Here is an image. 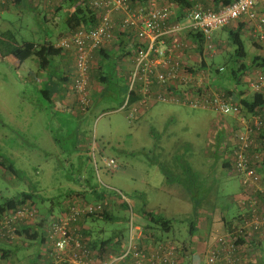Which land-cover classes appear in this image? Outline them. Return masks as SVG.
<instances>
[{
	"label": "rangeland",
	"instance_id": "obj_1",
	"mask_svg": "<svg viewBox=\"0 0 264 264\" xmlns=\"http://www.w3.org/2000/svg\"><path fill=\"white\" fill-rule=\"evenodd\" d=\"M175 1L164 0L171 8ZM60 17L62 14L47 15L41 5L31 9L8 2L0 9V33H11L18 43L54 40L63 27ZM217 35L228 41L227 55L213 53ZM210 37L213 51L205 52L208 68L202 70L215 85L212 87L223 91L216 82L222 85L224 77L231 80L235 47L227 31L215 30ZM241 39L247 46L243 35ZM220 46L221 52H225ZM59 57L62 55L54 56L44 72L39 71L35 58L22 63L11 56L0 60V159L7 160L22 177L19 182L0 167V197L33 189L35 209L45 218L59 215L56 206L62 204L68 192L79 193L80 204L95 205L104 198L108 201L106 212H111L112 219L87 218V228H91L94 239L121 233L125 240L130 216L134 226L151 225V220L142 216V210L160 212L170 220L171 229L162 237L177 248L191 241L189 227L196 219L200 231L209 228L211 233L220 234L219 226L209 221L202 225L203 216L199 220L195 214L197 210H210L213 219L231 220L241 212L236 203L240 177L221 165L224 159L228 160L224 150L216 157L222 148L216 134L233 128L231 117L219 119L213 110L159 101L129 120L121 109L127 92L126 79L123 80L128 68L126 63L120 65L111 59L103 64V74L111 73L109 68L114 72L121 70L118 87L124 88V96L108 84L84 114L56 112L53 98L45 100L40 90L47 86L50 75L51 85L56 86L50 94L59 89L60 76L68 78L66 86L72 83V63H56ZM219 68L223 70L219 72ZM238 82L231 84L232 90L248 89L245 76ZM109 159L116 164L113 171L103 164V160ZM80 197H86L87 202ZM7 248L13 255L4 263L31 264V257L40 253L43 245L15 249L12 244Z\"/></svg>",
	"mask_w": 264,
	"mask_h": 264
},
{
	"label": "built area",
	"instance_id": "obj_2",
	"mask_svg": "<svg viewBox=\"0 0 264 264\" xmlns=\"http://www.w3.org/2000/svg\"><path fill=\"white\" fill-rule=\"evenodd\" d=\"M38 1L44 7L58 2ZM84 1L86 7L98 14L97 23L80 26L54 44L55 48L74 55L71 90L81 113L87 112L92 103L88 83L89 73L96 65V52L110 45L114 35L123 33L129 43L124 59L128 68L127 92L121 109L129 120L143 113L148 105L160 101L213 110L219 119L230 116L236 122L226 132L232 139L228 153L231 171L240 177L242 211L222 235L205 241L202 261L203 264H249L256 255L250 253L247 245L264 243V178L259 171L264 150L256 140L262 119L257 115L246 119L240 113L236 98L214 89L208 75L204 76L202 69L208 66L202 61H186L183 56L195 44L193 36L201 38L204 54L212 52L211 33L231 23H244L246 32L264 40V0H230L217 10L195 3L182 11L180 17L173 12L171 4L158 0ZM7 3L0 0V9ZM245 78L251 93L264 95V70L249 72ZM103 164L109 171L116 169L112 159L103 160ZM78 201H67L61 214L44 223L40 264H178L180 249L166 240L146 243V232L133 225L132 216L122 249L105 259L94 260L81 223L106 211L108 201L95 205ZM33 214L26 206L3 208L0 239H16L15 228L32 220Z\"/></svg>",
	"mask_w": 264,
	"mask_h": 264
},
{
	"label": "trees",
	"instance_id": "obj_3",
	"mask_svg": "<svg viewBox=\"0 0 264 264\" xmlns=\"http://www.w3.org/2000/svg\"><path fill=\"white\" fill-rule=\"evenodd\" d=\"M7 1L10 2L12 6L26 5L27 7L30 6L29 8L31 9L33 8L35 9L36 7H38L37 5L35 6L33 4L32 0L29 1L27 0L26 2L25 0H7ZM139 1H143V0H139ZM212 1L220 6L227 4L230 0H212ZM27 2L28 4H30L29 6L27 5ZM197 3L199 4V2ZM174 4L181 8L179 13H177L178 17H180L182 11H184L189 6L195 3H188L186 0H176ZM48 9H51V12L48 11L47 15L50 14L52 15V17L54 15L62 14V18L60 17V19H61V25L63 23V27L59 29L54 40L44 38L42 41L38 43H34L31 41H22L18 43L11 33L9 32L0 33V60L4 57L11 56L17 62L22 63L28 58H35L39 66V71L44 72L46 71V69L48 70L50 61L54 56L67 52V53H71L73 57L74 69H75V59L73 53L71 51H62L58 48H55L54 44L60 38L64 37L67 34L72 33L80 26H88V25L94 26L98 21L97 19L98 14L96 12H93L88 7H86L84 0H58L56 4L51 5ZM43 19L46 21L47 16L45 15ZM237 27L238 30H236V32H229V38L231 40L232 45H234L235 47L232 58L233 61L231 60L232 62L230 65L231 80L229 79V82L231 84H238L240 78H242V76H245L246 74V72H244V74L242 75L241 72L246 68L245 67L246 65L244 64V61L246 60L245 58L246 52L243 46V41L240 37L241 35L240 32L242 31V29H245L246 31L247 28L244 23H238ZM115 37H123L124 40H127L126 36L123 33H118L114 35V38ZM191 39L194 43L198 45L199 48H201L202 40L199 36H193ZM101 51L103 50L101 49L97 51L96 54L100 53ZM250 61H251V65L256 66V69L261 71L264 70V55L262 57H258L257 55H255L250 59ZM238 63H240L239 66H236ZM100 65L97 63L96 67L91 69V72L93 73L94 71L93 73L94 77H99V79L101 78L105 79L104 77L105 73L103 74V66ZM231 91L234 90L231 89L227 91L224 90L223 92H225L226 94H232L233 92ZM248 92L250 93V95L248 96L245 95L240 96L241 94L236 95L238 96L237 97L238 99L236 100L238 101L237 103L240 108V113L243 114L246 119H248L250 116H255V115L261 117L262 119L261 132L257 135L256 140H259V143L262 149L264 150V95L258 93L253 94L249 89ZM40 93L45 98V100H49L50 92L41 90ZM232 121L234 124L233 125L234 128L236 122L234 121V119H232ZM225 166L227 167L229 165H225ZM0 167L5 171V173L6 172L9 173L11 177L15 179L17 178L19 182L22 179L20 172H17L10 163L7 164V160L3 161L2 159H0ZM229 168H231V166H229ZM263 169H264V161L260 165V169H259L260 174H261V170ZM74 194L75 195H73V193L68 192L65 195L67 196L65 198L68 199L72 196L79 197V193H74ZM34 196H35V191L32 189V191L21 192L16 196L13 195L12 197L5 198L6 201L4 200L3 202H0V213L3 208L7 207L9 209L10 208L13 209L14 207H18V206L29 207L30 210H33L34 212L32 217V220H34L33 222H31L32 220L25 221V223H22L20 224V226H17L15 228L14 232L16 234V239L14 240L0 239L1 260H8L13 255V251L7 248V246L9 245L15 244V249H17L18 247L21 248L24 247L25 249L26 248L30 249L31 246H33V244H38L39 246H42L44 244L43 225L48 218L53 217L54 215L52 214L50 217L45 218L42 216V214H38L37 210L35 209L37 204H35L34 202ZM63 200H62V204H63ZM101 200L103 201L104 198H102ZM67 201L68 200H66V202ZM42 202H44V200H40V203ZM141 214L145 218L151 220V225H147L146 227L143 228L144 231L146 232V243L154 240H166L172 242L162 237L163 235L169 233L171 229V222L169 219H167L163 215H160L159 213L155 214L147 210H142ZM91 217L92 218L106 217L109 220L112 219V217H110L108 212L106 211L102 212L101 214L92 215ZM196 221L192 223V225L189 227V234H191V232H193V230L195 229L194 224L196 223ZM82 230L84 231V236L86 237L87 245L89 246L92 252V256H93L92 258L94 260L105 259L106 256H108L109 254H113L115 252H119L123 247V243L125 240L123 239L121 233L119 235L116 234L113 236H109V238L106 239H102V238L100 239L99 237L94 239V237L91 234V228L86 230L82 227ZM263 245L264 243H257V242H251L250 244L247 245V249L251 250L250 253L256 255V257L255 256L252 257L251 261L257 262L258 258L261 257L262 254L259 252V250L260 249L264 250ZM180 247L181 249L179 250L178 264H192V258L190 256L191 255L190 252L187 249L182 248V246ZM40 259H41V255L39 253L35 254L33 257H31V261H32L31 264H40L39 263ZM60 264H65V263H60Z\"/></svg>",
	"mask_w": 264,
	"mask_h": 264
},
{
	"label": "crops",
	"instance_id": "obj_4",
	"mask_svg": "<svg viewBox=\"0 0 264 264\" xmlns=\"http://www.w3.org/2000/svg\"><path fill=\"white\" fill-rule=\"evenodd\" d=\"M26 1L27 0H25V2ZM159 1L162 2V3H165L164 0H158V2ZM186 1L188 3H196V2H193L191 0H186ZM32 2H33V4L35 6L36 5L37 6H40V5L42 6L40 1H38V0H32ZM198 2H199V4L203 5L204 7L209 8L211 10H217L218 7H219V5L215 4L212 0H199ZM172 3L174 4V2H172ZM27 5L29 6L30 4H28V2H27ZM49 7L50 6H47L46 9H45V7L42 6V8L47 13H48V11L51 12V9H48ZM180 9L181 8L176 6L175 4H174V7L172 8L173 12H175V13H179ZM237 24L238 23H231L227 27H225L223 29H220V30L221 31L222 30L223 31H227L228 33L229 32H236V30H238ZM240 33H241L240 37L243 35V37L245 39V42L247 43V46H244V41L242 40L243 41V46H244V49H245V52H246V55H245L246 60L244 61V64L246 65L245 66L246 68L241 71L242 75H243L244 72H246V74H248L249 72L252 73V72L258 70V69H256L255 65H251L250 59L252 57H254L255 55H257L258 57H262L264 55V40H258V38H254L253 35L251 33H249V32H246L245 29H242V31ZM64 34H66V33H64ZM216 39H217V44H216L217 47L214 45L215 51L213 53H215V55H218V54L221 53L220 54L221 56L227 55L226 50H227V47H228V41L224 40L223 38H221L220 35H217ZM218 41L221 42V46H220ZM128 43H129V41L128 40H124L123 37H115L113 39L112 43L108 47H105L104 49H102L103 50V51H101L102 53L100 52V53L95 54L96 63H98L99 65L101 64L100 66L104 67V65L106 63H108L109 59H111L113 61H115V60L118 61V63L121 65L122 63H124V59L126 57V51L125 50H126V47H127ZM254 43H256V44H254ZM219 46L221 48L223 47L222 49H224V50L226 49L225 52H221V49L219 48ZM193 47H195L194 44H192V46L188 50L185 51V54L183 56L184 59L186 61L188 60L189 62L192 61V60L196 61V62L202 61L203 65L208 66V64L205 62V54L202 52V49L199 48L198 46H197L198 49L197 48H193ZM60 55H62V57H59V59L56 60L55 62L59 63V64H64V63H69V61H70L72 63L71 71L73 72V76H74L75 69H74V62H73V57H72L71 53H67L66 52V53L59 54V55H57L55 57H58ZM232 61H233V59H232ZM239 64L240 63H238L236 66H239ZM103 70H104V68H103ZM109 70H110L111 73H109V74L105 73V76H104L105 79H103V78L99 79V77H94V75H93L94 71H93V73L90 71V73H89V83H88V92H89V96L91 97L92 103L95 100V97H97V95L102 96V94H103L104 90H106V87L108 86V84L110 86L117 87V92H119L122 96H124L123 95L124 94V88L118 87V84H119L118 80H119V78H121V75H120L121 70H119V71L115 70V72H114L113 68L112 69L109 68L108 72H109ZM124 75L125 76H124V80L123 81L125 82V79L127 78V71H126V73ZM102 76H103V74H102ZM67 80H68V78L64 77V76H60L57 79V82H59V89H57V92H55L54 94H50L49 99L53 98L52 107H53V109L56 112H60V113L66 112V113H70V115H71V114H73L75 112H80V111L78 110V107H77L75 95L72 93L71 84L66 86ZM114 83H116L117 85L114 84ZM220 83L221 82H216L217 85L222 86V89H224L226 91L230 90V89L232 90L231 83L229 82V77H224V83L222 85ZM224 84L227 85V88H225ZM213 86H215V85H213ZM55 87L56 86L51 85V75H50V79H49V81L47 83V86L44 89H41V90H45V91L50 92ZM231 92H233L231 95H233V97L236 98V99H238L237 98L238 96H236V95H239V94H241L240 96H242V95H245V96L250 95V93L248 92V89H246V91H243V90L239 89L238 91L234 90V91H231ZM121 95H120V97H121ZM122 102H123V100H122ZM121 107H122V105H121ZM82 114H84V113H82ZM216 136H217V138L220 139L219 143L222 146V148L219 149V152H218L216 157H219L220 156L219 155L220 152L222 150H224L223 152H224V154H227L228 160L224 159V161L222 162L221 165L224 168H228L229 169L230 162H229L228 152L231 150V147H232V141H231L230 134L227 133L226 131H218ZM224 164L225 165H229V166L226 167ZM263 173H264V169L261 170V175L264 178V174ZM241 190H242V188L240 186V190H239L240 195H238V198L236 199V203H237L238 207H240V205H239L240 200L243 199ZM5 198H9V197H1L2 202L5 200ZM80 198H83L84 200L83 199L82 200L86 201V197H80ZM66 200H68V202H70V200L75 201V200H77V197H73L72 196V197H70L68 199L65 198L63 200V204L60 205L61 207L60 206H58V207L56 206V211H58L57 214H61L65 210L64 205H66V203H65ZM241 211H242V209H241ZM108 214L111 217V212L110 211L108 212ZM159 214L163 215L160 212H159ZM240 214H241V212H238L231 220H230V218L228 220H226L225 217H219V218L213 219L211 217L212 213H211L210 210L209 211H203V210L199 211V210H197V212L195 214V217L200 220V218L203 216V221L204 222H201L200 224H202V225L205 224V221H209L211 223H215L217 226H219L220 234H217L218 233L217 231L215 233H211L210 231H212V229L210 230L209 228H204V229L202 228V230L200 231V227L197 228L198 225L196 224L197 223V221H196V223L194 224L196 229L193 230V232H191V234H189V236L191 237V241L189 242L190 245L186 244V243H182L180 245V246H182V248H185V249H187L190 252V254H191L190 256L194 260V263H192V264H203L202 260H203V256H204L205 241H210V240L214 239L215 237H217L219 235H222L230 227V225L235 222V220L238 218V216ZM81 224H82V227L84 229H86V230L88 229L86 220L83 223H81ZM211 226H213V225H211ZM263 247H264V245H263ZM178 249H181V247H178ZM259 252L262 255H261V257L258 258L257 262L250 261L249 264H264V250L260 249ZM4 261L6 262L7 260H1L0 259V264H6V263H4Z\"/></svg>",
	"mask_w": 264,
	"mask_h": 264
}]
</instances>
